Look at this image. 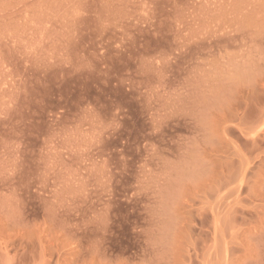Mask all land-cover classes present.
Returning a JSON list of instances; mask_svg holds the SVG:
<instances>
[{"label":"rangeland","instance_id":"obj_1","mask_svg":"<svg viewBox=\"0 0 264 264\" xmlns=\"http://www.w3.org/2000/svg\"><path fill=\"white\" fill-rule=\"evenodd\" d=\"M0 264H264V0H0Z\"/></svg>","mask_w":264,"mask_h":264}]
</instances>
